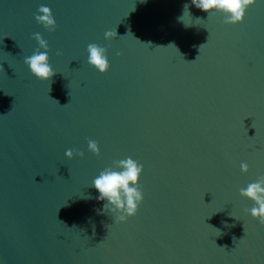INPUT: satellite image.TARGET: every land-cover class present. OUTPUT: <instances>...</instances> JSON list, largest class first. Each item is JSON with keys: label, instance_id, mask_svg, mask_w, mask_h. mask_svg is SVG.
Instances as JSON below:
<instances>
[{"label": "water", "instance_id": "1", "mask_svg": "<svg viewBox=\"0 0 264 264\" xmlns=\"http://www.w3.org/2000/svg\"><path fill=\"white\" fill-rule=\"evenodd\" d=\"M35 33L50 80L24 63ZM89 43L107 49L105 73ZM127 157L144 198L117 223L91 185ZM261 176L264 0L238 24L191 0H0V264H264V225L240 194Z\"/></svg>", "mask_w": 264, "mask_h": 264}, {"label": "clouds", "instance_id": "2", "mask_svg": "<svg viewBox=\"0 0 264 264\" xmlns=\"http://www.w3.org/2000/svg\"><path fill=\"white\" fill-rule=\"evenodd\" d=\"M255 3L256 0H191L192 5L204 12L217 11L222 13L226 24L242 23L246 10ZM189 7L190 5L185 3L182 15L178 17V20L183 22L185 27L190 26L184 22L185 16L191 15ZM38 13L35 15L36 21L49 31H55L56 20L51 8L41 5ZM116 37V30L105 32V39L107 40ZM34 39L38 41L39 48L32 55L25 57L24 63L29 66L31 73L38 79L50 80L56 72L49 63L48 42L40 33H35ZM40 49L45 51H40ZM87 52L89 54L87 61L91 66H94L100 73L108 71L110 64L105 47L96 43H89ZM60 54L58 51L57 55ZM117 54L119 55L120 53ZM88 149L96 155L100 154V148L95 140H88ZM65 155L68 158H73L74 155L83 157L84 153L68 149ZM240 167L242 172L246 173L249 170L247 163H242ZM142 172L143 165L137 160L127 157L113 161L112 166L100 171L92 182L91 186H94L99 192L96 199L105 202L103 204L104 212L114 214L117 223L126 221L128 217L134 216L143 202L144 194L139 183ZM240 194L255 202V206L250 210L245 209V211H250L251 216L258 219L261 225H264V176L259 177L255 182L249 183L246 188H241Z\"/></svg>", "mask_w": 264, "mask_h": 264}]
</instances>
